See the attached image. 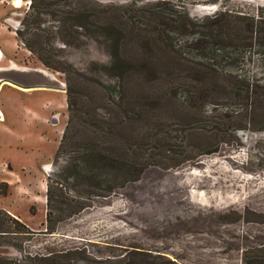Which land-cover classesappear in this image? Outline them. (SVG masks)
Returning <instances> with one entry per match:
<instances>
[{
    "label": "rangeland",
    "instance_id": "rangeland-1",
    "mask_svg": "<svg viewBox=\"0 0 264 264\" xmlns=\"http://www.w3.org/2000/svg\"><path fill=\"white\" fill-rule=\"evenodd\" d=\"M14 1L0 0V68L48 71L65 90L0 84V193L6 192L0 195V210L31 232L17 237L18 246H1L12 251L0 256L17 264L27 257L44 259L53 254L67 264H97L117 261L135 250L178 264H264V123L248 125L251 116L242 113L241 104L218 101L223 113L243 114L236 126L247 128L230 129L229 143L221 149L192 161L150 165L139 180L107 197H91L92 189L85 186L81 188L86 197L76 196L74 180L64 174L69 155L56 156L70 123L69 80L78 96L77 105L83 100L80 97L101 90L98 83H109L110 48L100 43V36L92 35L98 27L90 23L87 33L79 25L69 26L81 22L67 15L79 13L78 2L96 14L108 12L115 26L121 14L134 17L151 36L152 28L144 18L149 13L188 14L197 23L196 31L177 40L174 50L158 47L144 56L134 39L123 48L128 58L177 68L179 73L174 68L173 72L179 77L174 81L176 75L160 72L166 80L158 85L161 91L167 80L177 84L193 75L191 66L205 57L219 65L225 81L243 75L264 84V56L256 54L259 48L230 47V54L211 56L213 51L206 53L198 44L200 32L206 34L209 25L226 20L239 29L244 24L262 31L264 0H21L20 7ZM62 27L80 41L76 46L62 42ZM20 31L38 34L35 43H43L45 53H51L49 59L43 57L56 70L40 61L41 54L27 49L31 34L22 41ZM67 66L71 75L59 70ZM161 96L159 110L145 117L146 129H153L156 121L174 124L176 129V121L187 115L194 120L195 110H180L182 103H188L186 96L167 95L164 90ZM210 106L206 103V110ZM255 117L258 122L263 118ZM250 126L257 129L250 130ZM71 135L75 142L86 140L79 125L71 128ZM83 204L88 206L78 210ZM48 225L55 227L54 233Z\"/></svg>",
    "mask_w": 264,
    "mask_h": 264
},
{
    "label": "trees",
    "instance_id": "trees-1",
    "mask_svg": "<svg viewBox=\"0 0 264 264\" xmlns=\"http://www.w3.org/2000/svg\"><path fill=\"white\" fill-rule=\"evenodd\" d=\"M77 4L76 9L79 13L67 15L70 16L71 21L80 20V24H69L65 21L66 24L79 25L88 31L87 33H89L90 23L96 25L98 31L92 35L100 36L103 39L100 43L110 48L108 50L110 62L106 67L109 83H98L101 90H98V93H91L86 98L80 97L83 100L78 105L76 101L78 96L73 90L72 81L69 80L67 93L70 123L62 137L56 156L69 155L64 174L67 173L68 178L74 180L73 190L76 191V196L83 197L84 193H87L82 189L85 186L92 189L88 190L91 192V197H107L127 184L139 180L150 165L168 166L169 163L183 160L192 161L221 149L224 144L229 143L227 136L230 135L228 133L230 129L234 128L235 131L247 128L236 126V119H240L243 114L222 112L220 109L222 104H218L220 99L241 104L244 107L242 113L245 111L246 116H251L248 125L264 123L262 80L236 75L230 76L225 81L222 75L224 71L213 60L205 57L206 61L194 62L191 66L193 75L184 77V80L176 84L173 81L179 77L175 74L179 71L173 65L164 67L157 64L147 65L144 61L128 58L122 53L123 48L132 39L136 40L137 45L144 51L142 53L144 56L149 54L151 49L158 47L174 50L177 40L188 37L196 31L197 23L190 19L188 14L182 16L156 12L157 14L144 15L146 23L152 28L151 33L154 36H151L148 34L149 30H144L134 17L121 14L119 24L115 26L108 12L102 10L96 14V11H89L87 5L79 2ZM230 23H232L231 20H226L222 24H211L206 34L200 32L202 38L198 39V44L201 49L206 53L213 51L214 54L211 56H215L217 52L230 54V47L249 49L255 46L259 48L256 54L264 56V29L260 31L242 27L244 24H241L239 29ZM119 25H121L120 28H118ZM62 28L59 36L62 42L68 47L76 46L80 41L78 42L77 38L71 34L72 32L69 33L65 27ZM128 34L133 36L127 37ZM18 35L22 41L30 35V38L26 39L27 49L33 54H41L38 56L40 61L46 67L54 69L48 62V56L51 53L48 51L45 53L43 43L38 40L35 43L38 34L20 31ZM43 55H46L48 59ZM180 62L184 63V60L181 58ZM173 68L176 70L175 73ZM70 69V66H67L66 70L59 68L67 75H71ZM181 69L183 70L182 65ZM162 70H167L169 76L176 75L172 82L167 80V87L162 90L167 95L174 93L179 98L186 96L188 103L185 105L187 106L182 103L180 107L183 109L180 108V110L183 111L186 108L195 110V117L194 120L191 115L179 118L176 121L178 124L176 129L173 128L174 124L165 121L164 123L156 121L153 129H146L145 117L153 116V113L159 110L158 106L163 99L162 90H158V85L166 81L160 73ZM209 98L211 99L207 102ZM206 103L212 105L209 110L205 108ZM255 115L263 118L258 122ZM75 125H79L86 135L83 143L75 142V137L71 135V128ZM248 129L256 130L257 128ZM174 132L176 136L173 135ZM80 182L82 184L79 185ZM0 195L5 196L6 192ZM87 206L88 204H83L78 210L81 211ZM50 218L51 214L48 212V222ZM47 229L50 233L55 232L54 226L48 225ZM30 233V230L17 218L0 210V247L18 246L15 243L17 237H26ZM52 256L54 254L44 259L27 257L23 262L18 261V264H67L60 256ZM96 263L178 264L160 255L154 256L135 250L132 253L127 251V254L117 261ZM0 264L17 263L0 256Z\"/></svg>",
    "mask_w": 264,
    "mask_h": 264
},
{
    "label": "water",
    "instance_id": "water-1",
    "mask_svg": "<svg viewBox=\"0 0 264 264\" xmlns=\"http://www.w3.org/2000/svg\"><path fill=\"white\" fill-rule=\"evenodd\" d=\"M0 79L3 83H10L27 90H65L62 83L56 77L45 75L38 69L27 70H1ZM11 249L0 247V255L11 253Z\"/></svg>",
    "mask_w": 264,
    "mask_h": 264
},
{
    "label": "bare ground",
    "instance_id": "bare-ground-1",
    "mask_svg": "<svg viewBox=\"0 0 264 264\" xmlns=\"http://www.w3.org/2000/svg\"><path fill=\"white\" fill-rule=\"evenodd\" d=\"M21 4H22V1H21V0H15V1H14V6H15V7H20ZM9 69H15V70H27V68H25V69H21V68H17V67H9V68H0V71H1V70H9ZM40 70H41L45 75H47V76H50V77H52V78L55 77L52 73H50V72H48V71H45V70H42V69H40ZM0 84H4V83L2 82L1 79H0Z\"/></svg>",
    "mask_w": 264,
    "mask_h": 264
}]
</instances>
